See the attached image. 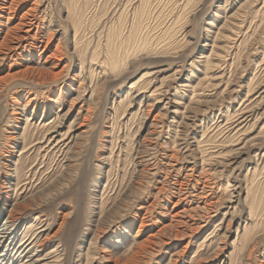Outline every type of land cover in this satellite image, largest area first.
Segmentation results:
<instances>
[{"label":"rangeland","instance_id":"obj_1","mask_svg":"<svg viewBox=\"0 0 264 264\" xmlns=\"http://www.w3.org/2000/svg\"><path fill=\"white\" fill-rule=\"evenodd\" d=\"M35 2L0 63V264H264V0Z\"/></svg>","mask_w":264,"mask_h":264},{"label":"bare ground","instance_id":"obj_2","mask_svg":"<svg viewBox=\"0 0 264 264\" xmlns=\"http://www.w3.org/2000/svg\"><path fill=\"white\" fill-rule=\"evenodd\" d=\"M23 1L24 0H4L2 2V4L0 3V20L1 19H5L4 23H3V27H4V25L8 26V30H7V32L5 33L3 39L0 42V63H1V61H5L7 59V57L9 59H12L13 57H15L14 59H16V58L20 59V57H21L20 53L21 52L20 51H19L20 53L14 52L15 49L18 48L19 50H22V51L27 49V46L31 45L29 40L34 39V38H32V36H31L32 34L31 33L34 31V29H38V27H39L38 22H37V18L35 16V13H36V11L39 8V4L37 2L29 4V6L24 8L23 14H21V16H18L17 8H18V6L20 7V5L22 4L21 2H23ZM51 39H52V35L45 42L46 44H45V46L43 48L44 51L42 52V54L45 55L46 51H48ZM23 43H26V44L23 45ZM61 59L62 58H61V52H60L59 46L55 49V51L53 53L49 54L48 56H45L44 63L45 64H50V66H51V71H46V75H47V77L49 79H51V80L58 79L63 74V70H60V71H56L55 70V68L60 67L59 63H61ZM27 72H29V69L23 70V71H19V72L13 73V74L8 73L5 78H14V77H17L20 74H25ZM46 109H48V108H46ZM46 117H47L46 114H44V116L42 118L43 121L46 119ZM59 117H60V115L56 116V118H59ZM242 120L244 121V119H242ZM58 142H60V141H58ZM181 170H184V169H181ZM191 172H192V170H191ZM185 175H188V174H185ZM181 183H180V185H181ZM195 184H197V183H195ZM182 186H184V185H182ZM186 186H188V184ZM205 205H208V204H205ZM16 213L17 212L13 210V213H11L10 216H9V219H10L9 222H7V223L5 222V225H3V227H7L8 228L12 224V220H14L16 218V216H14V214H16ZM4 230L0 231V239L1 240L6 238ZM38 247L42 248L43 244L42 243L39 244ZM38 257H40V256H38Z\"/></svg>","mask_w":264,"mask_h":264}]
</instances>
